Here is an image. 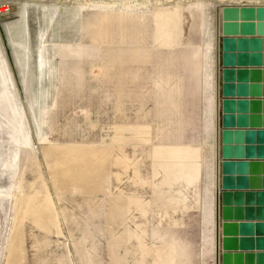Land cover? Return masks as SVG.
<instances>
[{
    "label": "rangeland",
    "instance_id": "obj_1",
    "mask_svg": "<svg viewBox=\"0 0 264 264\" xmlns=\"http://www.w3.org/2000/svg\"><path fill=\"white\" fill-rule=\"evenodd\" d=\"M242 3L0 0V264H217L224 42L264 38L228 33ZM157 8L186 16L178 43Z\"/></svg>",
    "mask_w": 264,
    "mask_h": 264
},
{
    "label": "water",
    "instance_id": "obj_2",
    "mask_svg": "<svg viewBox=\"0 0 264 264\" xmlns=\"http://www.w3.org/2000/svg\"><path fill=\"white\" fill-rule=\"evenodd\" d=\"M10 13H14L18 10V5L16 3L8 4ZM261 9V10H260ZM264 7L255 8L254 6H246L240 9H235L230 7L227 9L228 16H231L235 22L234 25H230L228 33L237 36V35H245V36H264ZM252 17V18H251ZM257 35V36H256ZM225 47L226 50L224 64L225 66L230 65H264V55H260L254 52V49H259L264 44V38H227L225 39ZM238 49V50H237ZM242 51L246 54H236L232 51ZM228 51V53H227ZM237 72V73H236ZM224 75L227 83L224 84V96H232L235 94V86L233 83H228L235 80V77L238 79H247L251 80H264V69L256 68L252 70L247 69H239L236 70L234 68H226L224 69ZM262 77V78H261ZM260 87L256 88L259 89ZM247 92V86H238L237 94L241 95ZM249 105V106H248ZM261 105H264V101H245V100H234L225 98L223 100L224 112L223 115V157L226 159L223 162V172L226 173H234L237 170L240 172H248L254 171L256 169L262 170L264 166V162L255 161L250 163L246 160L234 162L232 158H243V157H256V158H264V129H236L231 128V126L235 124H244L251 126H264V121H261L260 117H251L248 118H233V115L228 114V112L233 111L234 109H245V108H260ZM264 107V106H263ZM232 116V117H231ZM264 119V118H263ZM230 126V127H227ZM246 143V144H245ZM224 181L227 186L233 187L234 176H224ZM247 177H238V187L247 186ZM255 186H264V180H260V178H256L253 182ZM226 186V187H227ZM230 201L232 202V197L230 196ZM236 202L242 201L249 206L246 208L245 218L247 219H257L264 220V191H248L246 193H239L236 195ZM238 209V208H237ZM238 211H241L238 209ZM243 214H240L242 216ZM231 216V214H227L226 217ZM251 229L250 232H256L259 236L264 235V222L259 221L255 224H250ZM256 228V231H255ZM259 243L257 244V248H264V238H258ZM252 243L247 247L256 248L255 242L252 240ZM262 242V243H260ZM233 246L229 244V247ZM229 248L228 246H225ZM247 264H264V252H259L257 254L248 253L247 255ZM241 257V256H240ZM244 261L239 259L236 260L235 264H242ZM223 264H234L233 255L231 253L224 254Z\"/></svg>",
    "mask_w": 264,
    "mask_h": 264
},
{
    "label": "crops",
    "instance_id": "obj_3",
    "mask_svg": "<svg viewBox=\"0 0 264 264\" xmlns=\"http://www.w3.org/2000/svg\"><path fill=\"white\" fill-rule=\"evenodd\" d=\"M249 36V35H248ZM251 37V36H250ZM226 68H234L236 70L239 69H247L252 70L256 68L264 69V65H252V64H246V65H230L225 66ZM225 68V69H226ZM237 73V72H236ZM262 78V77H261ZM233 83L235 86V94L232 96H224L223 99L229 98L234 99L236 101L238 100H245V101H264V80H251L250 78L247 79H238V77H235L234 81L228 82ZM247 86V92L238 95V86ZM260 87L259 89H256ZM249 106V105H248ZM264 105H261L260 108H243V109H234L233 111L228 112V114L233 115L236 120L237 118H251V117H260L261 121H264ZM224 109V108H223ZM225 114V112H224ZM223 114V115H224ZM223 117V116H222ZM232 117V116H231ZM224 120V119H223ZM221 127V126H220ZM230 127V126H227ZM222 128H225L224 125H222ZM231 128L236 129H264V126H251V125H244V124H235L231 126ZM145 127H139L137 130L139 133L146 132ZM246 144V143H245ZM220 146V144H219ZM201 147L199 146H193V145H166V146H155L153 155L157 159H170V160H177V161H191L195 159H199L201 157ZM220 150V149H219ZM220 155V151H219ZM223 162L226 160L223 157ZM234 162L243 161L246 160L250 163H253L255 161H261L264 162V158H256V157H243V158H232L229 159ZM222 162V157L219 156V164L217 166V182L218 187L216 191V205H215V213H217V231H216V254H217V264H223L224 260V254L231 253L233 255V261L234 264L237 259L244 261L242 264H247L246 258L248 253H254L257 254L259 252H264V248H257V244L259 243L258 238H264V235L261 236L256 232L251 233L249 229H251L250 224H255L259 221L264 220H257V219H247L245 218L246 214V208L249 206L248 204L238 201L236 202V195L239 193V196L241 193H246L248 191H264V186H255L252 184V182L256 178H260V180H264V166L262 170H252L248 172H240L237 170L234 171V173H224L223 171L220 172V165ZM234 176V186H227L224 181V176ZM247 177V186L245 187H238V177ZM227 186V187H226ZM230 196L232 197V202H229ZM241 211H238V209ZM227 214H231V216H227ZM240 214H243L240 216ZM256 231V228H255ZM255 242L256 248H250L247 247L252 242ZM262 243V242H260ZM229 244H232L233 246L229 247ZM165 246V245H164ZM163 246V247H164ZM228 246L229 248L225 247ZM163 247H160L158 251V258L155 260V264H172V258H173V252L172 250L169 252L168 255H164L162 253ZM241 256V257H240Z\"/></svg>",
    "mask_w": 264,
    "mask_h": 264
},
{
    "label": "bare ground",
    "instance_id": "obj_4",
    "mask_svg": "<svg viewBox=\"0 0 264 264\" xmlns=\"http://www.w3.org/2000/svg\"><path fill=\"white\" fill-rule=\"evenodd\" d=\"M6 1L15 2L18 0H6ZM154 1L160 2V1H164V0H154ZM168 1L172 2L174 0H168ZM185 1H189V0H185ZM224 1H227V2H229L231 4H235V5L243 4L242 2L246 1V2H248L249 5L255 6V5H258L261 0H224ZM255 1H256V3H253ZM184 16L185 15L183 13L180 14L177 12H172L171 10H167V9L166 10H163L160 8L156 9L155 38L161 46L167 47V46H170L176 42L178 43V41L180 40V32L178 31V29L182 32L181 28L185 27L184 23L187 20L184 18ZM184 20H185V22H184ZM186 24H187V22H186ZM175 46H177V45H175ZM42 217L45 218V216H42ZM48 221L49 220H47V222Z\"/></svg>",
    "mask_w": 264,
    "mask_h": 264
}]
</instances>
